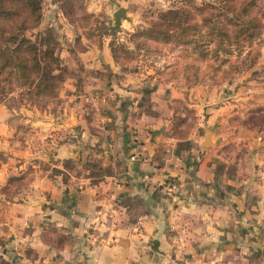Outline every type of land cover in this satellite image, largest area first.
Instances as JSON below:
<instances>
[{
  "label": "crops",
  "instance_id": "0c3cea01",
  "mask_svg": "<svg viewBox=\"0 0 264 264\" xmlns=\"http://www.w3.org/2000/svg\"><path fill=\"white\" fill-rule=\"evenodd\" d=\"M63 1L44 0L41 24L71 70L60 101L0 104V264H264V130L245 121L264 87L179 86L116 62L110 33H86L121 6L134 28L139 8L169 0H83L86 24Z\"/></svg>",
  "mask_w": 264,
  "mask_h": 264
},
{
  "label": "trees",
  "instance_id": "16d2710c",
  "mask_svg": "<svg viewBox=\"0 0 264 264\" xmlns=\"http://www.w3.org/2000/svg\"><path fill=\"white\" fill-rule=\"evenodd\" d=\"M72 1L64 0L62 6L67 17L74 20L69 11ZM79 1L85 12L84 1ZM257 3V0H205L201 4H174L157 9L155 17L147 20V26L129 34L130 45L122 49L110 43L113 58L125 67L130 64L128 61L138 60L136 54L144 55L145 59L140 61L148 68L153 67L156 74H162L148 59V54H153L149 41L154 40L173 43L205 58L219 59V70L226 65V74L241 73L252 68L261 55L254 42L264 33V11L256 14L254 9L262 10L264 5ZM85 14L90 20L91 15ZM43 17L44 0H0V103L8 108L13 107L10 101L17 107L26 103L41 107L60 98L71 71L59 55L61 43L55 28L41 26ZM79 47L84 49L82 45ZM178 107L187 109L182 102ZM186 114L179 124L187 123L183 131L187 133L197 118L193 110H187ZM246 123L264 130V106L253 110ZM15 180L18 188L26 183L24 177Z\"/></svg>",
  "mask_w": 264,
  "mask_h": 264
},
{
  "label": "rangeland",
  "instance_id": "374dc122",
  "mask_svg": "<svg viewBox=\"0 0 264 264\" xmlns=\"http://www.w3.org/2000/svg\"><path fill=\"white\" fill-rule=\"evenodd\" d=\"M169 0L168 3L165 5L166 7L164 9H167L174 4L182 5L186 3H197L201 4L205 0ZM73 7H70L69 11L71 14H73V18L75 20H78L82 24L91 23V19L89 20L88 16L83 12L81 9V4L79 0H73ZM257 4L259 6L264 5V0H257ZM139 6V5H137ZM142 7V6H140ZM155 9H146V8H139L137 17V25L134 26V28L128 26L127 20H124L125 26L121 27L115 31L112 32L109 30L108 26L106 24H102V28L106 26L105 29L102 31H92L87 30L86 33L89 36H95L102 35L103 33H110L111 36V42L115 43L117 47H122V49L126 45H130L129 41V34L131 32H134L136 28L140 26H147V20L152 19L155 17L156 10ZM160 9V8H159ZM255 13L260 14L264 9L259 10V8H255ZM133 13L136 14V9L132 8ZM263 19V18H262ZM264 21V19H263ZM57 33V36L59 38V34L56 30H54ZM113 33V34H112ZM151 44V49L153 50V54H148L149 61H153V65L157 67L160 71H162V74H156L153 67L148 68L143 61H140L141 59H145L144 55L139 56L136 54L134 57L138 60L128 61L129 63L134 62V68L139 69L140 71H143L145 69L152 70L157 76H162L164 78H172L177 85H183L187 86V84L196 82V84H209V85H219L223 83H228L230 81H234L238 83L245 84L247 87H254V86H262L264 87V33L260 35L258 38L255 39L254 46L259 52L261 53L257 63L250 69L245 70L241 73H232L230 71L229 73H225L224 70L227 69L226 65L223 66L222 70H219V59L215 60L212 57H202L198 53L188 52L183 50L180 46L174 45L173 43H162L157 41H149ZM122 55H124L123 52H121ZM142 54V53H140ZM147 59V60H148ZM164 66V67H163ZM186 77L188 79H186ZM195 85V84H194ZM15 95V93H14ZM60 101L59 98H56L54 100L48 101L45 105H42L41 107H37L35 105H31L29 103L23 104L21 106L14 105V102H9L10 106H13L11 109L19 110L21 108L25 107H36L38 109H44L47 108L48 105L51 103H56ZM1 104V103H0ZM260 107V106H259ZM259 107H255L251 110V112L248 114V117L246 118V122L249 119L250 114H252L253 110H256ZM255 116H258V113ZM26 134L24 130H21L17 133V138H23ZM54 137V136H53ZM51 137V138H53ZM55 139V138H54Z\"/></svg>",
  "mask_w": 264,
  "mask_h": 264
},
{
  "label": "water",
  "instance_id": "95a60500",
  "mask_svg": "<svg viewBox=\"0 0 264 264\" xmlns=\"http://www.w3.org/2000/svg\"><path fill=\"white\" fill-rule=\"evenodd\" d=\"M127 12H128V10L124 6L119 7L114 12V14H113L114 24L109 27L110 31H112V32L117 31L121 27L123 20H131L130 16H128ZM212 136H213V129L207 127L206 128L205 141L202 144L203 147L207 148L212 144Z\"/></svg>",
  "mask_w": 264,
  "mask_h": 264
},
{
  "label": "built area",
  "instance_id": "2783aa9c",
  "mask_svg": "<svg viewBox=\"0 0 264 264\" xmlns=\"http://www.w3.org/2000/svg\"><path fill=\"white\" fill-rule=\"evenodd\" d=\"M177 187H178V185L175 182L167 184V189H168L169 192H173L174 193L177 190ZM119 209H120L119 203L117 201H114L112 206H111V212L113 214L114 213H118Z\"/></svg>",
  "mask_w": 264,
  "mask_h": 264
}]
</instances>
